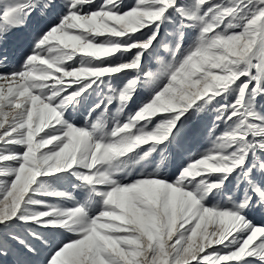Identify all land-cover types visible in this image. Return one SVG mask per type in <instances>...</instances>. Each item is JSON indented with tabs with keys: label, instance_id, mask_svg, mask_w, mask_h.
Here are the masks:
<instances>
[{
	"label": "snow or ice",
	"instance_id": "1",
	"mask_svg": "<svg viewBox=\"0 0 264 264\" xmlns=\"http://www.w3.org/2000/svg\"><path fill=\"white\" fill-rule=\"evenodd\" d=\"M0 264H264V0H0Z\"/></svg>",
	"mask_w": 264,
	"mask_h": 264
}]
</instances>
